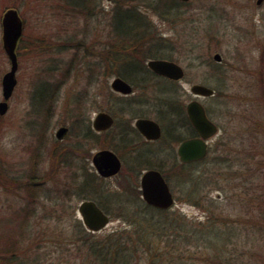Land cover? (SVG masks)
Instances as JSON below:
<instances>
[{
	"label": "rangeland",
	"instance_id": "1",
	"mask_svg": "<svg viewBox=\"0 0 264 264\" xmlns=\"http://www.w3.org/2000/svg\"><path fill=\"white\" fill-rule=\"evenodd\" d=\"M116 1L98 0L94 15L80 18L64 12L58 0H0V102L4 100L1 80L10 69L1 19L15 9L22 23L16 84L7 111L0 116V250L14 239L16 264H92L79 241L86 234L99 242L129 230L132 221L125 214L139 210L140 175L123 164L118 175L103 180L90 159L82 156L81 150L88 145L96 153L113 142L99 137L87 145L70 131L71 112L78 103L83 104L89 125L99 112L114 115L117 131L135 119L129 120L119 110L126 101L110 89L115 69H121L106 59L108 24ZM185 8L168 19L146 12L154 34L150 40L163 39L162 59L179 65L183 78L172 84L149 78L142 81L147 87H134L125 99L140 101L132 104L138 117L161 123L156 116L168 111L166 100L174 99L183 109L193 99L191 85L214 90V97L197 99L219 129L206 159L189 168L184 184L169 167L164 168L175 201L170 210L185 216L188 227L197 226L209 236L208 242L189 243L179 259L182 264H264V8L256 0H191ZM78 40L81 45L67 46ZM215 54L220 62L213 59ZM44 83L58 89L42 136L39 127L44 121L35 98ZM60 127L69 132L59 142L55 133ZM177 128L179 134L186 133ZM169 144L175 147L163 141L138 148L159 152L166 160L177 142ZM36 150L39 162L32 181L41 184L30 196L20 183ZM122 157L130 160L131 151ZM87 179L93 181L95 192L78 189ZM191 190H195L192 195ZM107 194L118 199L108 203ZM83 199H98L107 207L110 223L101 232L78 233L77 206ZM8 256L0 253V257ZM137 261L144 263L142 258Z\"/></svg>",
	"mask_w": 264,
	"mask_h": 264
},
{
	"label": "trees",
	"instance_id": "2",
	"mask_svg": "<svg viewBox=\"0 0 264 264\" xmlns=\"http://www.w3.org/2000/svg\"><path fill=\"white\" fill-rule=\"evenodd\" d=\"M58 1L62 3L65 9L64 12H69L80 18L94 15V12L98 10V0ZM188 5L189 3H181L177 0H117L111 9L108 24L110 52L106 56L108 64H114L116 67L121 66V69L116 68L114 73L137 88L147 87L142 86L140 79L134 80L138 75V71L149 73L153 78H159L153 75L142 61V63L140 62V60L147 58L165 57L160 51L163 46V39L159 37L157 40H150L154 34L150 29L151 25L146 22V12H155L163 19L176 18L179 15L177 12H183ZM81 44L82 41L78 40L77 44L76 42H69L67 46L77 47ZM43 87L37 89V99L35 98V101L38 112L42 113L44 121V125L39 128L43 130L42 136H45V125L51 117L50 111L55 104L58 85L50 87L49 83H44ZM132 104H134L132 101L127 100L124 103L125 111L120 108L119 110L130 116V118L135 115L138 116L137 112L132 111ZM82 106L83 104L78 103L72 109L70 131L75 134L78 141L79 139L96 140L99 136L92 132L89 122L83 114ZM166 106H168L169 113L172 111L173 116L179 117L180 114L174 99L166 100ZM167 112L163 111L164 114ZM173 116L168 117V122L173 121ZM36 154L39 155V152L33 153L29 171L20 183L23 184L30 196H35L32 192L36 191V184L40 183L32 181L33 173L36 170L35 163L39 162ZM33 167H35L34 170ZM187 170L179 167L174 171L175 177L180 180L179 182L186 183V179H188ZM90 182L93 181L84 180L77 187L81 192L86 191V188L93 189V192H95L94 186L92 187ZM194 193L195 190H191L190 195ZM104 197L108 203L118 199L114 194H107ZM96 202L102 210L107 212L108 209L102 202L99 200H96ZM139 203V210L132 212V214L127 211L125 214L127 218L131 217L129 219L132 223L130 222L129 230L125 229L122 232L108 235L99 242L91 240L87 237V234L82 242L78 240L81 247L86 248L91 255L92 264H137L139 258L143 259V264H182L179 256L185 253L186 246L189 243L199 244L202 241H209V236H205V233L202 232L203 229L197 226L188 227L185 216L175 214L171 210L159 211L152 209L144 205L142 201ZM24 222L20 224L24 225ZM76 224L78 233L86 232L81 227L80 221L77 220ZM5 244L6 248H2L0 253L5 255L10 253V256L0 257V264H16L15 251L17 246L15 240L11 239L9 244Z\"/></svg>",
	"mask_w": 264,
	"mask_h": 264
},
{
	"label": "water",
	"instance_id": "3",
	"mask_svg": "<svg viewBox=\"0 0 264 264\" xmlns=\"http://www.w3.org/2000/svg\"><path fill=\"white\" fill-rule=\"evenodd\" d=\"M188 2L189 0H179ZM3 49L10 63V69L1 80L3 101L0 102V116L7 111V100L10 97L16 84L15 73L17 70V57L15 49L17 41L22 34V23L16 10L6 11L1 19ZM213 59L220 62L221 57L215 54ZM147 66L155 74L171 80H179L183 77V70L177 64L167 60H149ZM110 88L122 95L132 92V87L123 79L114 78ZM190 92L194 96L210 97L214 91L206 86L194 84L190 87ZM187 117L198 133L199 138L187 139L178 148V155L182 163L198 161L205 157L207 153L206 140L217 133V126L206 117L203 106L196 100L186 105ZM113 124V118L107 114L98 113L92 126L96 131H104ZM135 127L147 139H157L160 136V129L157 123L149 119H137ZM67 133V129L62 127L57 130L55 137L61 140ZM92 163L97 172L103 177H110L118 173L120 161L117 156L107 150H102L94 154ZM143 200L150 206L160 210L168 209L173 204V197L167 183L158 171L151 170L142 175L140 180ZM78 213L83 219L85 227L91 232H98L105 228L109 222L108 216L93 202L83 201L78 206Z\"/></svg>",
	"mask_w": 264,
	"mask_h": 264
},
{
	"label": "flooded vegetation",
	"instance_id": "4",
	"mask_svg": "<svg viewBox=\"0 0 264 264\" xmlns=\"http://www.w3.org/2000/svg\"><path fill=\"white\" fill-rule=\"evenodd\" d=\"M256 5L259 8H264V0H256ZM143 64L148 69L147 65L145 63H143ZM137 77H140L139 79L141 80V82L142 81L146 82V80L151 78V74L143 73L142 77H141V75H137ZM143 78H145V79H143ZM160 78L165 79L163 77H160ZM165 80L172 82V83H175L174 81H171L168 79H165ZM131 86H133V85H131ZM142 89H144V88H142ZM130 96L131 95L121 96V97L124 98L123 99L124 101H127L129 99H125V97H130ZM134 100H135V98L130 99V101H132V102H134ZM135 101H138V100H135ZM138 102H140V101H138ZM167 107L168 106H166V109H168ZM177 110H178V113L180 114L179 117L173 116L172 111L170 113L168 111L165 114L162 111V112H158V116H156V118H158V120L161 123H159L156 120L151 119L157 123V125L159 126V129H160V136L157 139H147L136 129L135 121L138 117L134 119L132 125L128 124V125L122 126L119 128L120 130H118V131H117V129H115V126H116L115 124H117L116 120L114 121L112 127H110L109 129H106L104 131H100V132L94 131L93 128H91V126H90V128L94 134L98 135L100 138L104 137V139L110 141V143L113 142L112 145H106L104 148L99 149L97 151V152L102 151V150L110 151V152L114 153L117 156V158L119 159L120 169H119L118 173H116L113 176L103 177L97 172L96 168L94 167V165L92 163V158H93L95 153L91 152L93 150L92 149L93 146L88 145L89 143H92V139L84 140V142L88 146L84 150H81L83 152L82 156H84V158H86V161H88V159H90L91 166L95 170V174L103 180L110 179V178L118 175L122 169L123 164L128 168L129 171L136 172L137 175H140V177H139V190H138L140 192V197H138V198L140 199V201L143 202L142 190L140 187V180H141V177L143 174H145L148 171L155 170V171H158L161 175L165 176V171H164L165 167H169V169H171L174 172L179 167L183 168L184 170H187V169L189 170V168H191V166H195V165L203 162L202 160L192 161L189 163H182L180 161L179 155L177 153L179 145L187 139L198 138V134L193 129L191 124L189 123V120H188L186 112H185V107L182 109V106L178 105ZM171 116H173V121L171 120L170 122H168V117H171ZM139 118H146V117H139ZM148 119H150V118H148ZM127 121H129V120H127ZM177 127L184 129L186 131V133L183 135L179 134ZM66 129H67V133H68L69 128H66ZM163 141L165 143L167 142L168 145H171L173 147H175V146L173 144H169V143L170 142H177L175 152L173 150L174 154H172L170 156V158H168L166 160H162L160 158L159 152H157L155 154V151H153L151 149L148 150V149H144L143 147L138 148V145H144V146H150L151 145L152 146V145H156L158 143H161ZM131 143H133V144H131ZM128 150L131 151L130 160H124L122 155L124 152H126ZM91 191H93V189H91ZM92 200H94V199H92ZM96 200H98V199H96ZM96 200H94L95 203H97Z\"/></svg>",
	"mask_w": 264,
	"mask_h": 264
}]
</instances>
